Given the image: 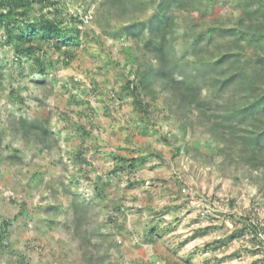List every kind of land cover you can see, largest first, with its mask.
I'll return each mask as SVG.
<instances>
[{
    "label": "rangeland",
    "instance_id": "374dc122",
    "mask_svg": "<svg viewBox=\"0 0 264 264\" xmlns=\"http://www.w3.org/2000/svg\"><path fill=\"white\" fill-rule=\"evenodd\" d=\"M110 1L32 3L28 21L80 31L61 50L34 40L44 73L0 29V264H264V169L232 159L159 83L128 87L154 59L125 28L159 0L133 13ZM196 2L171 7L179 57L243 10Z\"/></svg>",
    "mask_w": 264,
    "mask_h": 264
},
{
    "label": "trees",
    "instance_id": "16d2710c",
    "mask_svg": "<svg viewBox=\"0 0 264 264\" xmlns=\"http://www.w3.org/2000/svg\"><path fill=\"white\" fill-rule=\"evenodd\" d=\"M34 1L37 0H0V29L6 44L13 45L18 56L34 59L44 73L43 64L35 57L42 48L34 40L61 50L62 46L78 45L80 31L50 18L28 21L25 16ZM206 1L209 5L213 0ZM238 1L243 10L234 27H209L204 33L193 34L191 57H179L175 49L177 23L171 7L174 5L179 11L198 10L197 2L159 0L147 23L134 21L125 28L154 59L144 69H137L138 81L129 82L128 87L148 92L159 83L161 91L176 102L183 115L188 118L194 114L206 124L207 132L223 143L232 159H243L264 169V3L252 9L251 0ZM110 2L113 7L132 13L143 12L149 6L146 0ZM187 46L188 41L185 50ZM246 46L254 48L256 54L246 57ZM67 55L65 51L64 56ZM3 76L0 70V84ZM137 102L141 105L140 100ZM249 226L257 233L256 225Z\"/></svg>",
    "mask_w": 264,
    "mask_h": 264
}]
</instances>
